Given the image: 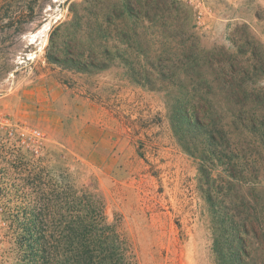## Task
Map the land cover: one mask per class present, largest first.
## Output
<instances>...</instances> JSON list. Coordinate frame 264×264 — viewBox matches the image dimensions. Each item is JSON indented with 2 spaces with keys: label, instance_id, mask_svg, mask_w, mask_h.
Here are the masks:
<instances>
[{
  "label": "rangeland",
  "instance_id": "374dc122",
  "mask_svg": "<svg viewBox=\"0 0 264 264\" xmlns=\"http://www.w3.org/2000/svg\"><path fill=\"white\" fill-rule=\"evenodd\" d=\"M207 9L199 19L186 0H0V264H26L36 215L57 227L71 208L62 197L93 185L137 264H221L220 200L254 198L264 213V0ZM180 84L209 87L222 132L207 160L200 132L173 129ZM23 127L41 131L38 150ZM180 139L197 142V158Z\"/></svg>",
  "mask_w": 264,
  "mask_h": 264
},
{
  "label": "trees",
  "instance_id": "16d2710c",
  "mask_svg": "<svg viewBox=\"0 0 264 264\" xmlns=\"http://www.w3.org/2000/svg\"><path fill=\"white\" fill-rule=\"evenodd\" d=\"M179 89L182 96L174 109H170L173 129L178 134L191 130L200 132L204 138V153L199 158L207 160L208 156L218 153L222 132L211 110L209 87L180 84ZM182 140H186L182 146L192 155L201 152L196 140V143ZM228 172V178H237L233 167ZM211 174H206L208 179ZM93 187L95 191L89 190L83 196L73 195L70 201L62 197V205L70 204L71 208L59 214L60 225L55 228L47 223L49 215L43 210L36 215L41 226L25 229L29 250L26 264H137L134 244L123 231L121 217L108 220L105 198L96 185ZM213 197L209 193L210 201ZM219 204L222 210L214 214L213 237L218 261L221 264H264V213L259 200L248 201L241 197L239 206L243 210L226 203L225 196Z\"/></svg>",
  "mask_w": 264,
  "mask_h": 264
},
{
  "label": "built area",
  "instance_id": "2783aa9c",
  "mask_svg": "<svg viewBox=\"0 0 264 264\" xmlns=\"http://www.w3.org/2000/svg\"><path fill=\"white\" fill-rule=\"evenodd\" d=\"M189 2L193 8L199 19H202L208 13L207 9V0H186ZM13 133V130L11 131ZM21 136L23 139L29 140L35 147V150H38L40 140L42 138L41 131L38 129H30L29 127H23L21 131ZM8 226V220L5 214V207L0 200V245L3 243L5 238L6 228Z\"/></svg>",
  "mask_w": 264,
  "mask_h": 264
}]
</instances>
